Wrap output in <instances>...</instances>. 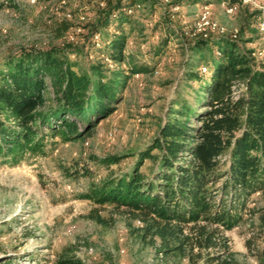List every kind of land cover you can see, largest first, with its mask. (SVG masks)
Instances as JSON below:
<instances>
[{"label": "rangeland", "instance_id": "rangeland-1", "mask_svg": "<svg viewBox=\"0 0 264 264\" xmlns=\"http://www.w3.org/2000/svg\"><path fill=\"white\" fill-rule=\"evenodd\" d=\"M141 1L132 13L137 27L124 46L125 60L117 63L99 53L107 44L106 33L99 26L105 16L119 13L111 11L116 0H38L31 5L27 0H0V82L31 48L61 51L77 64V70L100 62L108 69H124L127 76L113 111L89 132L77 137L66 128L56 136L46 132L40 139L42 152L0 155V257L5 261L61 264L62 259L74 257L92 264L157 262L160 243L144 242L135 219L110 203L100 206L83 194L92 183L131 171L159 136L171 106L177 107L176 98L194 101L197 82L187 81V74L198 55L190 44L204 34H216L199 29L203 13L225 26L228 35L236 32L240 50L256 62L264 61V32L258 21L264 0H250L233 14L221 7V0ZM62 20L70 27L58 36L53 28ZM202 51L210 60L217 58L207 49ZM205 65L212 66L204 62L202 71ZM133 66L145 70L128 73ZM242 84L234 88L237 95L245 90ZM46 85L43 93L48 108L56 99L49 81ZM7 114L1 117L8 118ZM94 120L89 117L90 122ZM76 125L83 129L85 123L79 119ZM151 152L158 154L159 149ZM114 157L121 160L106 161ZM152 168V159L145 158L143 171L150 175ZM94 212L107 221L93 219ZM236 212L241 219L231 229L219 223L210 226H218L229 238L230 252L242 264H262L264 190L249 195ZM90 246L96 248L95 253H87ZM120 248L126 249L124 255L118 254ZM165 261L189 264L178 256Z\"/></svg>", "mask_w": 264, "mask_h": 264}, {"label": "trees", "instance_id": "trees-1", "mask_svg": "<svg viewBox=\"0 0 264 264\" xmlns=\"http://www.w3.org/2000/svg\"><path fill=\"white\" fill-rule=\"evenodd\" d=\"M141 2L116 0L111 5V11L119 13L102 19L99 29L106 33L107 44L99 53L117 63L125 60L124 46L137 27L132 13ZM57 23L53 29L58 36L70 27L66 20ZM239 47L238 40L228 35L199 37L190 44L198 55L187 74V81L197 82L194 101L176 98L177 107L171 106L159 136L131 171L92 183L83 194L100 206L110 203L130 219L140 220L142 225L135 227L141 239L159 242L158 251L166 258L178 256L189 264H242L230 252L229 238L218 226H210L219 223L231 229L241 219L235 213L238 206L252 193L264 190V61L256 62ZM204 49L217 58L208 59ZM204 62L212 65H205L206 72L201 69ZM77 67L61 51L31 48L2 78L0 155L42 152L40 139L46 132L56 136L66 128L77 137L113 111L118 90L127 79L125 70L108 69L100 62ZM144 70L133 66L128 73ZM46 81L56 99L48 108L43 93ZM241 82L245 90L237 95L234 88ZM79 119L85 123L83 129L76 125ZM147 157L153 161L150 175L143 171ZM91 216L101 223L107 221L97 212ZM0 264L12 262L0 257ZM61 264L83 262L66 257Z\"/></svg>", "mask_w": 264, "mask_h": 264}, {"label": "built area", "instance_id": "built-area-1", "mask_svg": "<svg viewBox=\"0 0 264 264\" xmlns=\"http://www.w3.org/2000/svg\"><path fill=\"white\" fill-rule=\"evenodd\" d=\"M28 4H35L37 3L38 0H27ZM250 0H236V1H232V0H221L220 1V5L221 7L226 10L227 13L233 14L235 12L238 11L240 5L246 4L248 3ZM206 7H208V5H206ZM128 11H132V9H128ZM199 26H200V30H210L211 33H216V34H204L201 37L204 38H211V37H216V36H223V35H228L226 32V27L220 25L218 22L212 20L207 13H203L199 22ZM259 28L261 31L264 32V11L259 15ZM232 38H237V33L234 32L233 34L228 35ZM264 52V49H263ZM204 71L207 70V67L203 68ZM244 85V84H242ZM137 226H141L142 222L140 220H136ZM96 248L93 246H90L87 248V253L88 254H93L95 253ZM126 253V249L125 248H120L118 250V254L120 255H124ZM158 257L159 260L156 262H154V264H167L165 259V255L162 251L158 252ZM82 262L83 264H92L87 262L86 258H82ZM95 264V263H94Z\"/></svg>", "mask_w": 264, "mask_h": 264}]
</instances>
